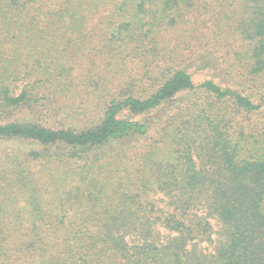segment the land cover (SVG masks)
<instances>
[{"label":"trees","instance_id":"16d2710c","mask_svg":"<svg viewBox=\"0 0 264 264\" xmlns=\"http://www.w3.org/2000/svg\"><path fill=\"white\" fill-rule=\"evenodd\" d=\"M261 109L264 0H0V264H264Z\"/></svg>","mask_w":264,"mask_h":264},{"label":"rangeland","instance_id":"374dc122","mask_svg":"<svg viewBox=\"0 0 264 264\" xmlns=\"http://www.w3.org/2000/svg\"><path fill=\"white\" fill-rule=\"evenodd\" d=\"M199 20L203 21V18H200ZM208 28L209 27H205V30H208ZM209 58H210V56H208L207 60ZM192 71H193V73L195 75L196 81H198V82L206 79L207 76H211V73H212L209 70H206L205 68L198 69L197 67L193 68ZM195 96L196 95L191 94V95L186 96V98L184 97L183 98V102L184 103L182 105L183 106H189L190 105V97L193 98ZM199 96H202V95H199ZM202 97H204V96H202ZM97 104H99V102ZM170 114L171 113L169 112V115ZM155 115L158 116V111L155 112L154 115L151 116V118L153 119V117ZM238 121H240L241 123L240 124L236 123V124L245 126L248 131H250V129H253V127H257L262 132H264V109H261V110L255 112L254 114H252L249 117H246V116H244V114H241V115L238 116ZM103 163H105L104 160H103ZM123 176H124V173L118 175V179L123 177ZM121 179L123 180V178H121ZM117 187H118V189H120V193H122L121 190H123V189L126 190L125 186H121L120 187L118 185ZM127 189H131L132 191H134V193H138L139 192V186H137V187L130 186ZM169 201H170L169 198H167L163 194V192H160L159 190L158 191L155 190V191L149 192L148 199H147L146 203L153 202L156 205V209H160L161 213L163 214V213H167L168 210H172L173 209L172 207H170ZM201 213L205 214L206 211L203 210V212H201ZM209 220L211 221V223H212V225L214 227V231H213V234H212V238L213 239H212V241H208V242L204 241L200 245L205 251L212 252L213 246H214V242H215V239L217 237V232H218L220 226L222 225V223L219 221V219H217V217H209ZM159 231L161 232L160 235H163V233H172L169 229H166L164 227H160Z\"/></svg>","mask_w":264,"mask_h":264}]
</instances>
